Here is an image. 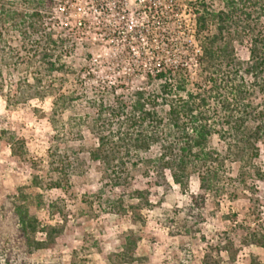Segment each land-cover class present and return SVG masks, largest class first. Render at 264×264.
<instances>
[{
	"label": "rangeland",
	"instance_id": "rangeland-1",
	"mask_svg": "<svg viewBox=\"0 0 264 264\" xmlns=\"http://www.w3.org/2000/svg\"><path fill=\"white\" fill-rule=\"evenodd\" d=\"M193 1L65 0L54 12L55 32L68 40L55 52L65 69L44 74L42 88L25 87L33 84L36 60L13 52L25 65L10 77L5 74L4 94L11 92L0 94V200L26 187L41 196L44 205L33 210L40 223L62 229L52 247L34 253L38 264H264V246L244 238L247 226L257 236L264 233V148L247 164L246 174L227 162L213 193L202 204L198 199V205L190 202L198 194L195 176L182 191L168 174L167 187H161L153 174H102L99 163L87 161V151L96 144L89 131L93 102L101 96L112 102V84H122L119 93L127 94L144 86L145 74L160 64H184L196 79ZM236 54L246 61V45H236ZM60 95L61 121L54 127L52 103ZM56 140L85 162L62 189L32 187L33 175L43 185L53 176L46 156ZM211 145L223 151L217 137ZM156 152L154 147L149 154ZM135 190L145 192L151 207L128 208L137 202L129 197Z\"/></svg>",
	"mask_w": 264,
	"mask_h": 264
},
{
	"label": "trees",
	"instance_id": "trees-1",
	"mask_svg": "<svg viewBox=\"0 0 264 264\" xmlns=\"http://www.w3.org/2000/svg\"><path fill=\"white\" fill-rule=\"evenodd\" d=\"M215 1L194 0L191 4L193 37L198 46L195 80L184 64H160L145 74L144 86L120 94L124 86L112 84V102L103 96L93 102L89 131L96 144L87 151V161L99 163L102 174L138 170L153 174L161 187H167L168 174L182 191L195 176L198 194L191 195L190 202L198 205V199L202 204L205 196L213 193L217 174L225 173L227 162L238 164L240 174H246L247 164L260 156V147L264 148V0H219L218 8ZM64 3L0 0L1 95H6L5 74L10 77L25 65L17 62L13 52H24L37 62L33 84H25L29 90L42 88L44 74L65 69L62 55L55 52L66 47L68 40L54 28L58 24L55 9ZM244 44L246 61L236 54V45ZM25 67L29 71V66ZM152 83H157L156 88L150 90ZM19 93L23 96L24 91ZM63 97L52 103L54 127L61 121L63 108L58 101ZM214 137L223 143V151L211 145ZM154 147L158 152L149 154ZM14 153L22 157L21 152ZM46 157L53 176L43 185L44 180L33 175L32 187L62 189L69 185V174L85 162L76 151L62 149L57 140ZM144 194L137 190L130 193V201L137 202L128 208L151 207ZM124 201L120 200V208ZM42 205L41 196L27 193L26 187H18L0 200V264H38L34 253L54 245L62 229L40 223L33 210ZM201 220L198 213L197 225ZM249 229L245 228L244 238L252 245L264 246V233L257 236Z\"/></svg>",
	"mask_w": 264,
	"mask_h": 264
}]
</instances>
